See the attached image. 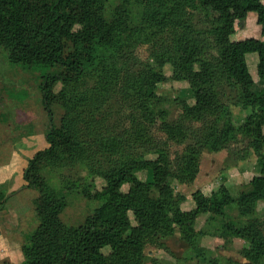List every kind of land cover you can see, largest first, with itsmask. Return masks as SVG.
<instances>
[{
    "label": "trees",
    "instance_id": "16d2710c",
    "mask_svg": "<svg viewBox=\"0 0 264 264\" xmlns=\"http://www.w3.org/2000/svg\"><path fill=\"white\" fill-rule=\"evenodd\" d=\"M105 1L0 0V46L6 49L11 64L42 72L39 89L49 120L45 133L48 148L37 152L23 172L24 188L38 191L33 201L38 225L21 243L24 258L21 264H145V246H161L162 237L169 236L174 227L185 237L188 231L194 233V223L201 215L208 213L210 220L223 215L215 212L234 202L226 187L220 186L210 197L195 191L194 209L183 211L180 204L184 197L174 193L171 185V181H194L202 143L221 147L242 137L249 150L259 151V174L251 178L246 190L240 191L237 204L244 206L250 200L254 203L264 198V154L260 152L264 147V40L253 37L232 40L236 27H243L249 13L256 16L260 34L264 36V0H193L211 15L212 25L206 32L186 21L180 20L175 25L171 22V41L165 42L164 37V50L157 49V58L152 63L139 62L128 55L117 70L110 68L109 74L106 71L100 74L104 89L120 88L123 98L136 111V134L129 135L124 130L115 134L102 127L101 133L108 134L115 144V151L103 165L89 157L90 141L76 139L67 121L58 128L54 126L51 108L57 82H76L90 67L96 68L101 60L103 63V56L113 57L108 51L116 55L128 50L136 39V30L121 37V22L107 24L103 16ZM161 24L163 28L166 26ZM154 32L147 33V37L162 45ZM205 33L213 37L211 43ZM180 36H188L187 40L192 36L196 48L191 50L187 43L172 44ZM187 52L191 58L184 56ZM251 53L258 58L256 72L262 84L258 91L252 90L254 81L247 67L246 55ZM97 58L100 59L96 61ZM166 64L171 67L169 76L164 73ZM115 71L117 74L113 75ZM169 80L186 81L192 93V102L178 101L180 114L175 120H170L168 112L160 108L164 99L158 85ZM224 88L228 93L234 91L233 107L248 112L238 125L233 123L231 111L223 122L214 114V118L209 116L207 111L219 109L218 90ZM192 121L195 123L191 124ZM95 126L93 123L91 127ZM100 144L101 141L92 146ZM172 144L182 145L183 150L172 152ZM58 151L66 152L67 156ZM43 158L64 165L67 159L71 163L82 161L88 171L102 178L104 186L87 195L101 204L81 224L69 226L61 220L67 200L39 176L37 164ZM140 172H149L151 180L143 181ZM77 186L75 179L63 178L62 190ZM123 186H127L126 191ZM9 196L0 188V210ZM241 220L243 228L235 230L238 233L246 231L244 222L248 221L246 217ZM228 226L232 227V223ZM246 241L252 254L246 250L245 262L239 264H261L264 236L258 233V241Z\"/></svg>",
    "mask_w": 264,
    "mask_h": 264
},
{
    "label": "rangeland",
    "instance_id": "374dc122",
    "mask_svg": "<svg viewBox=\"0 0 264 264\" xmlns=\"http://www.w3.org/2000/svg\"><path fill=\"white\" fill-rule=\"evenodd\" d=\"M103 16L107 24L118 25L121 22L119 27L122 38L136 30V39L128 50L117 52L116 55L108 51L113 57L103 56L102 58L105 59L103 63L101 60L96 68L90 67L76 82L69 84L57 82L53 87L56 98L51 109L54 126L58 128L62 122L67 121L66 124L70 126L76 139L90 141L89 157L98 159L104 165L111 152L115 151V144L108 138V134L101 133L102 127L109 131L113 130L115 134L123 130L129 135L136 134V111L132 103L123 98L120 88L107 86L104 89V84L100 82V74L106 72L109 74L110 68L117 70L128 55H133L139 62L152 63L157 58V49L164 50V37L165 42L166 39L171 41L172 34L169 30V27H172L171 22L175 25L180 20L186 21L196 29L206 32V29L212 25V18L193 0H106ZM164 18L165 21H163ZM162 22L166 25L165 29L161 26ZM236 28L232 40L249 37L264 40V36L260 34L261 27L256 23V16L253 13L248 14L243 27ZM150 31L156 32L154 35L161 39L162 45H156L154 39L149 40L147 33ZM158 34H161L163 38ZM204 36L211 43L213 37L208 33ZM187 38L188 36L186 38L180 36L177 43H174V38L172 44L184 46L186 44L183 45V43H187L191 50L195 49L197 44L193 41L194 38L192 36L190 40ZM186 48L188 50V47ZM211 52L214 53L213 48ZM184 56L191 58L188 52ZM99 59L97 58L96 61ZM246 61L254 81L252 90L258 91L262 84L256 72L257 54H249ZM41 73L11 64L8 61L6 49L0 46V165L14 150L15 156L26 164L25 170L28 161L37 152L48 148L45 133L49 128V120L41 101L39 89ZM164 73L167 76L171 74L169 64L165 65ZM115 74H117L116 71L113 72V75ZM158 91L164 99L160 108L168 112L170 120L177 119L180 114L178 101L192 102V93L186 81L169 80L167 83L159 84ZM218 92L220 93H218L217 104L220 107L213 108L211 111L207 110L210 112L209 116L213 117L214 114L223 122L230 117L228 111H231L233 123L235 125L241 123L248 112L239 107H233L234 91L228 93L224 88ZM93 123L96 126L92 128ZM194 123V121L191 122V124ZM194 128L197 130L199 127ZM100 141L99 147L92 146ZM211 145L202 143V151L198 158L199 169L194 181L188 183L171 181L174 193L184 197L180 209L183 211L194 209L192 194L195 191L199 190L204 196L210 197L220 186L228 189L234 202L221 211L215 212L216 214L223 212L224 216L218 214L216 219L210 220V215L206 213L198 217L193 226L194 233L188 231V235L182 237L180 230L174 227L169 236L162 237L161 246L147 244L144 249L145 264L154 262L164 264L244 263L246 250L249 251L252 248L246 240L257 239L258 241V233L264 236V198L254 203L250 200L244 206L237 204L240 191L246 190L251 178L259 174L260 167L257 160L259 151L249 150L242 137L222 144L221 147ZM182 150V145L172 144V152ZM58 152L63 157L67 156L66 152ZM260 152L264 154V147ZM65 164L43 158L42 162L37 164V169L39 176L47 182L49 188L57 193L60 192L67 200L61 220L66 225L77 226L101 204L93 198L89 199L87 195L100 190L104 182L99 175L88 171L82 161L71 163V159H67ZM138 175L143 181L151 180L149 172H140ZM65 177L75 179L78 186L69 191L62 190L61 186ZM122 189L126 191L127 186H123ZM30 191L28 194H23L21 207L16 209L18 216L11 229L18 234L21 243L38 225L33 206L38 191L33 189ZM129 217L134 223L131 213ZM243 217H246L245 221L248 222L247 224L244 222L246 231L242 234L235 230L243 228L242 223H239ZM231 223L232 227L228 226ZM187 236H190L188 240ZM104 250L107 251L108 248ZM249 252L252 254V250ZM261 264H264V257Z\"/></svg>",
    "mask_w": 264,
    "mask_h": 264
},
{
    "label": "crops",
    "instance_id": "0c3cea01",
    "mask_svg": "<svg viewBox=\"0 0 264 264\" xmlns=\"http://www.w3.org/2000/svg\"><path fill=\"white\" fill-rule=\"evenodd\" d=\"M247 56L249 54L246 58ZM25 165L15 156L14 150L0 165V188L6 195H10L4 203V209L0 210V263L8 261L10 264H21L24 260L20 237L11 229L18 216L16 209L21 207L23 194L31 192L30 189L24 188Z\"/></svg>",
    "mask_w": 264,
    "mask_h": 264
}]
</instances>
